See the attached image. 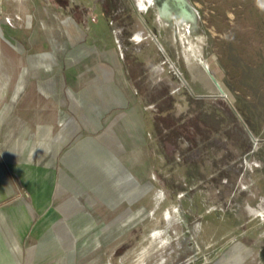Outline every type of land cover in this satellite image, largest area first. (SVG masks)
<instances>
[{"label":"rangeland","instance_id":"1","mask_svg":"<svg viewBox=\"0 0 264 264\" xmlns=\"http://www.w3.org/2000/svg\"><path fill=\"white\" fill-rule=\"evenodd\" d=\"M169 1L0 0L40 264H264V0Z\"/></svg>","mask_w":264,"mask_h":264},{"label":"crops","instance_id":"2","mask_svg":"<svg viewBox=\"0 0 264 264\" xmlns=\"http://www.w3.org/2000/svg\"><path fill=\"white\" fill-rule=\"evenodd\" d=\"M110 34L108 27L102 23V26L90 28L86 39H97L102 46L106 45L110 48L109 54L113 56L117 53V49L114 43L110 42L111 39L107 38L111 37ZM122 106L120 104V107ZM5 149L0 138V264H40L32 255L34 245L28 242L36 212L23 201V189L27 186L32 191L31 198L36 201V207L40 210L39 170H34L31 165L28 167L18 165L17 154L13 151L9 153ZM127 176L128 179L133 178L129 173ZM9 200L15 201L19 206H5ZM27 250H29L28 255L25 256Z\"/></svg>","mask_w":264,"mask_h":264},{"label":"bare ground","instance_id":"3","mask_svg":"<svg viewBox=\"0 0 264 264\" xmlns=\"http://www.w3.org/2000/svg\"><path fill=\"white\" fill-rule=\"evenodd\" d=\"M179 2H181V3H183L184 2V0H179ZM170 3V1L169 0H165V2L163 3V5H165V4H169ZM189 15V14H188Z\"/></svg>","mask_w":264,"mask_h":264},{"label":"clouds","instance_id":"4","mask_svg":"<svg viewBox=\"0 0 264 264\" xmlns=\"http://www.w3.org/2000/svg\"><path fill=\"white\" fill-rule=\"evenodd\" d=\"M138 5L141 3V0H137ZM261 218L264 219V214H261Z\"/></svg>","mask_w":264,"mask_h":264}]
</instances>
